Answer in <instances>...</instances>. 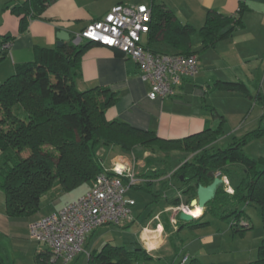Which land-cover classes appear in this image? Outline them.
Segmentation results:
<instances>
[{"label": "trees", "instance_id": "1", "mask_svg": "<svg viewBox=\"0 0 264 264\" xmlns=\"http://www.w3.org/2000/svg\"><path fill=\"white\" fill-rule=\"evenodd\" d=\"M50 1L26 0L12 8L16 16L23 15L19 33L27 29L28 17L40 15ZM244 11L241 8L235 16L210 11L204 25L196 31L189 25H182L163 5L152 3L147 47L153 52L191 55L194 53L190 50V38L195 32L201 38L202 48L213 47L242 26ZM8 40L5 38L1 42ZM159 44L167 45L173 52L157 51L155 46ZM94 46L97 44L70 42L60 48H36L34 60L16 65L13 74L0 85V193L4 195L6 216L20 219L35 215L40 210L41 198L56 184L66 193L92 184L105 172L97 155L101 146L126 153L140 146L151 154L173 151L193 154L191 161H182L174 170L163 171L149 165L142 175L143 183L130 186L149 194L154 204L170 202L169 207L177 208L185 199V206L189 207L198 185L211 183L208 173L229 175V167H235L238 177L233 192H224L222 183L196 220L206 214L221 219L232 216L231 229L235 233L243 232L251 226L240 207L252 205L258 209L264 226V158L254 159L244 153L247 144L260 137L263 130L255 129L214 149L225 134V119L220 115L214 129L176 141L162 140L154 132L136 129L119 120L107 121L105 112L117 101V95L101 87L79 91L75 86L80 78L81 58ZM214 86L249 96L243 83L216 81ZM170 189L174 192L169 196L166 193ZM166 212L163 209L160 213L168 235L172 231L179 232L184 226L199 229L209 225L200 221L185 224L177 215V229L172 230ZM149 259L152 258L139 248L129 251L106 244L99 252L91 253L87 263L132 264ZM35 260L48 263L49 254L39 252ZM255 262L264 264V244L260 245ZM0 264H3L1 257Z\"/></svg>", "mask_w": 264, "mask_h": 264}, {"label": "crops", "instance_id": "2", "mask_svg": "<svg viewBox=\"0 0 264 264\" xmlns=\"http://www.w3.org/2000/svg\"><path fill=\"white\" fill-rule=\"evenodd\" d=\"M25 1L0 0V40L9 39V49L0 61V85L13 74L16 65L34 60L36 48H55L60 32L68 35V40L63 44L67 45L89 23L103 17L115 5L145 4L151 9L152 3L161 4L182 25H189L196 31L204 25L206 14L210 11L235 16L244 8L242 26L231 37L219 41L213 47L202 48L199 34H192L190 50L197 57L198 70L194 76L184 79L174 97L150 100L149 86L140 79L137 65L121 52L99 45L83 54L80 78L76 80L75 86L79 91L101 87L115 93L117 101L105 112L107 121L119 120L136 129L154 132L158 138L166 141L182 140L214 129L218 123V115L224 117L226 125L230 123L231 140L240 138L259 126L264 104V0H51L40 15L28 17L27 29L19 33L23 15L16 16L12 8ZM216 81L243 83L249 90V96L216 89ZM134 149H139L142 157H145L142 147L137 146L132 151ZM162 155L167 158L182 157L181 163L186 160V154L178 151ZM124 157V152L120 150L112 157L110 169L104 170L110 171L117 164L127 165L126 161H122ZM113 158L116 161L113 162ZM258 158L264 157L257 156L254 159ZM90 186L91 184L87 190ZM67 203L54 198L53 209L48 214L60 210ZM201 214L203 211L200 209V214L194 218ZM156 216L158 215L141 226L138 239L134 241L135 248L141 249L152 259L153 254L161 252L162 247L167 244L164 235H168L160 220L155 225L160 223L161 234L156 232L154 225L151 226ZM41 217L33 220L30 217L8 218L4 195L0 193V240L19 246L22 240L28 238L29 224ZM145 231H148V238L144 237ZM179 254L173 264L183 255L181 251ZM89 255H79L74 259L75 263L88 264ZM188 264L202 263L192 258Z\"/></svg>", "mask_w": 264, "mask_h": 264}, {"label": "built area", "instance_id": "3", "mask_svg": "<svg viewBox=\"0 0 264 264\" xmlns=\"http://www.w3.org/2000/svg\"><path fill=\"white\" fill-rule=\"evenodd\" d=\"M150 21L151 9L145 4L115 5L103 17L89 23L72 42H91L121 52L139 68L140 79L149 86L150 100L174 97L184 79L197 73V57L148 49ZM8 49L9 42L0 40V60ZM262 110L264 116V106ZM125 179L127 187L123 184ZM135 182L126 167L120 170L113 166L110 171L98 175L83 195L30 223L29 238L48 248L49 263L69 264L83 253L86 237L97 228L105 225L123 228L134 222L132 207L135 202L126 197V192ZM182 209V205L173 208L170 223L175 229L176 216ZM155 220L159 221V217ZM155 230L162 233L159 223ZM189 260L187 255H181L176 264H188Z\"/></svg>", "mask_w": 264, "mask_h": 264}, {"label": "rangeland", "instance_id": "4", "mask_svg": "<svg viewBox=\"0 0 264 264\" xmlns=\"http://www.w3.org/2000/svg\"><path fill=\"white\" fill-rule=\"evenodd\" d=\"M155 49L157 51L172 50L165 44L156 45ZM258 128L263 130V134L249 142L245 147L244 153L248 157H264V118L260 120L259 126L254 127V129ZM224 131V136L217 141L214 149L222 148L231 141L229 133L230 123L224 126ZM119 151L118 148L114 149L109 146H101L98 149L97 155L103 168L106 170L110 169L112 163L111 159L119 153ZM143 153H145L144 158L139 149H134L132 153L124 152L125 157L122 158V161H126L127 164L124 165V167L131 171L134 180H136V184L143 183L142 175L147 172L149 165H151V167L163 169V171H167L168 169L174 170L180 165L181 160H183L182 157L165 158L161 153L151 154L149 151L145 150ZM184 157H186L185 161H191L193 154H186ZM147 160H151L153 165ZM114 161H116V158H113V162ZM229 169V175L217 172V176L224 181L223 190L227 194L233 192V185L237 182L238 177L237 168L229 167ZM173 183L177 187V183L175 181ZM123 184L127 187L128 181L125 179ZM88 186L89 184H84L66 193L62 192L59 185L56 184L48 195L46 194L41 198L39 212L30 217V219L39 218L52 211V200L54 198H60L61 202L67 203L83 194ZM173 192L174 190L170 189L167 193L170 196ZM50 195H52L51 198L49 197ZM126 197L133 199L135 202V206L132 207V214L135 219L134 222L126 228L115 225H105L97 228L86 237L83 246L85 253L80 255L87 257L88 254L99 252L106 244L124 247L129 251L133 250L135 248L134 241L138 239L137 236L141 232L142 225H145L154 215L160 217L159 220L162 225V215L160 212L163 209L167 210L165 213L167 216L173 214V208L169 207L170 202H165V205L154 204L152 202L153 198L142 190H135L128 187ZM182 202V206L188 208V206H185V199H183ZM240 209L244 211L247 218L246 221L251 226L250 229L235 233L230 227L233 223L232 216L221 219L211 214H206L201 220H194L193 224L199 221L208 222L209 225L207 227L191 229L188 226H184L179 232L172 231L169 235H164L167 244L162 247L161 252L153 254V259L139 260L132 264H173L180 251L183 255H187L190 259L195 258L202 264H257L255 261L258 257V249L260 245L264 244V226L260 219L258 209L255 206L242 205ZM156 221L157 220H153L152 222L154 223L151 224L152 227L154 225V228H156ZM242 222H245V219H242ZM19 244V246H13L0 240V257L3 264H54L49 262H36L35 257L37 253H47L49 251L44 244L31 240L29 236ZM82 260L83 259H81L80 263ZM56 264H62V262L58 261ZM69 264H76L75 260Z\"/></svg>", "mask_w": 264, "mask_h": 264}, {"label": "water", "instance_id": "5", "mask_svg": "<svg viewBox=\"0 0 264 264\" xmlns=\"http://www.w3.org/2000/svg\"><path fill=\"white\" fill-rule=\"evenodd\" d=\"M58 41L56 43V48L63 46L64 42L68 40V35L64 32L58 34ZM118 169L124 170V165L117 164ZM207 176L212 180L207 186L198 185L196 189V197L190 202V209L198 207L204 211L205 206L214 198L217 189L222 185L223 181L217 176V173H208ZM188 208H184L178 213V219L189 224L192 221L198 219L190 215Z\"/></svg>", "mask_w": 264, "mask_h": 264}, {"label": "bare ground", "instance_id": "6", "mask_svg": "<svg viewBox=\"0 0 264 264\" xmlns=\"http://www.w3.org/2000/svg\"><path fill=\"white\" fill-rule=\"evenodd\" d=\"M194 209H196V210H194ZM202 210V209H201ZM191 212V213H190ZM189 213H190V215H192L193 217H196V216H198L199 214H200V208H198V207H195V208H192V209H190L189 210ZM148 231H145L144 232V237L145 238H148Z\"/></svg>", "mask_w": 264, "mask_h": 264}]
</instances>
